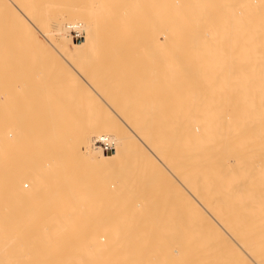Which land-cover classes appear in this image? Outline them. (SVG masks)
<instances>
[{
  "label": "bare ground",
  "instance_id": "obj_1",
  "mask_svg": "<svg viewBox=\"0 0 264 264\" xmlns=\"http://www.w3.org/2000/svg\"><path fill=\"white\" fill-rule=\"evenodd\" d=\"M204 1L201 0L202 3ZM209 1L207 2L209 4L216 2V0ZM230 1L228 0V3L225 1L226 4L223 1L222 5L217 3L215 6H212L213 4L202 6L199 0H197L198 3L195 0H0V7L3 6L0 9L5 10V16L9 13L11 18H15V21L14 19L13 22L11 21V25L13 24L12 27L14 26L13 28L18 30L16 32L22 34V45L25 47L29 45L31 49L39 50L38 54L40 51L43 52L41 55L39 54L40 56L37 53H35L36 56L32 54L39 58L36 59L37 61L33 59L34 65L31 61H29L30 63L22 61L20 64L19 78L35 80L39 84H32L31 87L26 83L23 84L29 88L23 92L19 91L22 92L20 117L18 112L16 113V116L18 114L17 119L19 118L18 121H20V123L16 121L20 124L19 131H15L14 134L9 129V132L11 130L13 133L12 138L4 140L0 145V162L3 157L6 159L5 155L14 148L18 141L21 144H28L26 140L29 137L37 141L36 147L32 148L36 149L37 157L39 155L53 157L50 169L45 167L48 162L44 163L43 157L41 161L46 164L44 166L40 163L41 161L39 163L37 161H20L19 164L17 178L21 185L16 191V195L20 202L28 205L29 219L33 223L26 230L20 229L22 231L20 232L21 236L25 238L37 237L39 242L36 241L35 247L28 251L38 254V257L41 256L36 261H32L33 263L27 262L28 264H65L67 259L64 255L66 249L64 242L75 240L74 236L76 235L72 230V225L78 222L82 217V212L86 209L80 211V207L91 208L97 205L101 206V204L105 206L106 202L109 205L108 203L111 204L113 199L116 201L115 199L119 200L120 197L117 204L123 207L127 199L131 200L130 194L134 195L132 191L136 194V196H132L134 200L140 192H144L145 196L142 197V194H138L141 196H138L139 198L147 197L145 193L147 187L138 174L140 171L137 172L139 164H144V166L146 164L149 167L147 162L154 164L153 168L157 167L160 174L158 172L155 174L161 175L159 178L163 180H160V184L161 182L165 183L175 192V195L173 193L175 198L171 197L175 199L172 203L177 202L181 207L190 210V215H195L197 219L207 220L214 228L216 235L220 237L218 238H224L231 245L230 247L235 252H230L228 243L225 244L224 240L225 243L221 241L224 245H228L225 248H228L229 254L234 253L231 254L234 255L233 257L237 254V257L240 258L241 262L236 261L235 263L264 264V0H238L235 4H231ZM195 2L198 4L197 6H195ZM194 3L195 5H193ZM204 8L206 12H204ZM1 10L0 13H2ZM197 29L205 30L203 32H207L206 36L209 35L208 31L210 32V30L213 32L221 30L225 35L226 33L231 34V32L237 33L241 36L240 42H242V35L245 33L246 39L259 36L257 44L260 45V48L257 47L259 48V51L257 49L258 53H254L255 50L252 51L250 46L255 44L252 45L250 42L255 43L257 40L248 41L250 43V45L248 44L249 50L245 48V53L241 51L243 54L236 55V57L234 55V59L232 56H228V59L233 61L231 60V67L229 66L226 70L221 69V67H225L222 62L219 65L221 67L215 63L217 58L221 60L220 57L224 55H220L222 47L219 46L221 47L219 54L216 52L217 49L211 51L213 48L209 47V50L212 48L209 52H216L220 57L218 55L216 57V53L214 54L216 57L214 64L210 63L213 60L205 61L209 58H203V60L206 64L209 62L208 64L215 65L214 67L217 66L222 71L219 72L216 67L218 71L214 70L216 72H212L214 74L212 75L211 71L214 68H210L211 77L204 81L201 80L203 87L198 86L205 91L206 95L202 94V97L193 94L196 91L194 86L198 84L192 85L195 91L191 87L195 79L192 78L193 70L198 67L195 64L196 58H191L189 56L191 52L187 50L178 54L177 44L171 49L166 47L168 42L174 44L178 40L177 33L186 32L191 36ZM3 31L5 32V30ZM199 32L201 31H197V33ZM219 33L214 35L218 36ZM210 34L212 33L210 32ZM201 35L203 34L201 33ZM185 38H188L186 40L190 45L191 38ZM209 38L212 40L214 36ZM230 39L231 37L228 41ZM208 40L206 37L207 42H209ZM218 40L220 39L218 38ZM193 41L194 45L196 40ZM199 41L204 40L200 39ZM244 42L247 43L245 40ZM218 43L220 42L218 41ZM218 43L216 44L218 45ZM226 44L228 43L226 42ZM8 45L9 43H5L0 35V78L10 77L11 67L14 63ZM195 46L197 47V45ZM245 46L247 47V45ZM245 46L239 45V49L243 50ZM226 47L228 48V46ZM189 48L191 49L190 46ZM204 51L208 52L205 49ZM200 53L202 54V51ZM16 54L17 52L15 58ZM179 55L182 57H178ZM25 57L26 55L22 56L27 59ZM46 65L50 67L49 73L56 75L52 78H62L63 81L75 80V84L79 83L80 87H78L81 89L84 99L83 104L86 105L87 110L90 108L94 112H103L105 116H108V118L104 117V120L107 119L114 131L113 142H116L118 146L111 143V147H105L103 150L105 158L101 161L97 159L100 162L96 163L93 161L96 160L95 158L91 160L85 156L84 152L87 147L91 148L90 146L96 143L94 142L95 137L92 135L94 137L92 138L89 135V127L83 123L84 121H78L77 117L76 119L73 117L72 113H75L77 109L75 112L72 111L75 103L73 98L61 94V91H57L58 88L53 85L54 88L49 86L53 81H51V75H49L50 77L46 76L47 67L44 70ZM203 65L205 64L203 63ZM258 65L260 68H257ZM48 80L50 83L47 82ZM7 82L1 83L0 86L5 88ZM21 87H23L22 84ZM4 88L3 90H5ZM8 88L10 89V87ZM79 88L74 89L79 91ZM200 89L197 90V93ZM70 92L72 93V91ZM6 95L9 98L8 94ZM5 96L3 95V97ZM7 98H3V101ZM7 106H10L8 102L6 109ZM1 107L5 111V107L3 105ZM9 110H7V114ZM48 117L50 122H47ZM107 127L105 128L107 129ZM45 132L51 134L49 135L51 139L47 141L51 145L48 148L45 147L46 149L42 148V143H39L43 138L40 135ZM107 134L109 135V133ZM66 135L69 136L70 142L66 141L69 139L65 137ZM56 140L67 142L69 150H67V146L64 147L65 144H60L62 142L57 144ZM24 141L26 143H23ZM107 142L106 145L109 144ZM117 147H120V150L113 152V149ZM72 148H75V151L84 149L81 150L83 158L78 152L77 154L73 153ZM95 148H92L94 153ZM91 153L88 152L90 155ZM73 156L79 157L75 159ZM68 164L71 165L69 170L66 167ZM85 164H88V169L91 172L92 165L100 169L106 167L108 171L110 168V172L103 176L96 174L97 179L89 181V177L93 174L89 172L91 175L87 174L86 170L82 175ZM7 167L5 169L9 170ZM145 168L147 171V167ZM157 169L155 168V170ZM49 170L62 176L68 174L69 181L67 179L66 181H68L69 190L54 191V193L47 191L46 188H49L50 184L47 185L43 177ZM103 170L105 171V169ZM98 171L101 170L98 169ZM260 171L262 174L259 175ZM83 176L86 177L84 182L82 181ZM12 178L13 175H9L7 179L10 182L13 180ZM148 178L146 177L147 182H150L155 176L153 175L150 180ZM23 179L26 181L23 182ZM59 179L58 183H60ZM152 181L153 184L155 181ZM24 185L30 186V188L24 189L26 187ZM148 185L150 186V184ZM94 187L101 190L102 193L99 197V194L95 193ZM108 190H113L111 192L115 190L114 193L120 191L121 194L118 193L117 196L114 195L110 199L114 193H109ZM127 190L131 193L128 196L127 192V196H125L128 198L124 200L123 198L126 197L123 194ZM97 192L100 191L97 190ZM103 192L111 194L108 198L110 201L112 200L111 202L107 200L106 196L102 197L103 201H101L100 197L105 194ZM145 200H149V198H144V202L139 199L137 203H133L131 200V204H135L136 208V204L141 207L143 204L146 206L145 203L148 201L145 202ZM153 202L149 200L148 204L151 203L150 205L153 206L155 205ZM126 204L128 203L126 202ZM167 204L165 203V205ZM165 205L163 204V206ZM114 206H117L116 203ZM42 222L44 227L40 226ZM67 224H71V226L65 228ZM231 255L229 256L232 257ZM8 260L10 259L8 258Z\"/></svg>",
  "mask_w": 264,
  "mask_h": 264
},
{
  "label": "rangeland",
  "instance_id": "obj_2",
  "mask_svg": "<svg viewBox=\"0 0 264 264\" xmlns=\"http://www.w3.org/2000/svg\"><path fill=\"white\" fill-rule=\"evenodd\" d=\"M195 1L197 2V0H195ZM219 1H221V0H219ZM219 1L216 0V2L214 1V2H211L209 4L205 0L203 3L206 2V4L203 5V3L201 2V0H199V2L202 3V6H207V4H208V6H211L212 4H213L212 6H215L217 3H218V5L219 4L222 5L221 3L223 1L224 2L227 1V3H228V0H222L221 2H219ZM237 1L238 0H231L230 3L231 4H235ZM195 3L193 5H195ZM197 3H196L195 6L198 5ZM225 4H226V2H225ZM1 7L3 8V6H1ZM205 8L203 9V10H205L204 12H206V9ZM4 11L5 10L2 9L1 10L2 13H0V15H1L0 16V32H1L0 35H2V38H3V40H4L5 43H9L8 47H9L10 53L12 52L11 53V57H12V60H13L14 63L12 64V67H11L12 70H11V73H10L11 74L10 77L0 78L1 81H2L1 83L8 81L7 82L8 85L6 84L7 87L6 86H5V88L3 87L5 90H3L2 86H0V113H1V111L4 112V115H3V112L1 113L2 115L0 114V120H1L0 121V124H1L0 125V141H1L0 142V145L2 144V142L4 140H6L8 138H12V135H13L12 132H14V134H15V131H17V130L19 131V127L18 126L20 125L19 124L20 121H18L19 118L17 119V117H18L19 112H21L20 110H21V104H22V102H21L22 101V99H21L22 92L25 91L26 88H29V87L33 86L32 84H34V85H35V83L36 84H39V82H37L35 80H32L33 81L32 82L30 79H27L26 80V78H23V77H20L19 78L20 74H18V73H20V69H21L20 68V64L22 63V61L23 62L26 61L28 63H30L29 61H31V63L33 64V61H34L33 59H35V60L36 59H39L38 57H35L38 54L37 52L39 50H37V49L34 50L32 48L35 51L34 52L31 49V47H29V45L28 46L26 45L29 49L32 50V51L31 50L29 51V49L27 47H25V45H22V40H21V38H23L22 37V34H20L19 32H16L18 30L17 29L15 30V28H13L14 26L12 27L13 24L11 25V23L13 22L12 20L14 19V21H15V18L13 17V15H12L13 18H11V16L8 15L9 13L7 14V11H6V14L8 16L7 15L5 16V12ZM197 16H199V15H197ZM4 17H5V19H4ZM14 25H15V27L17 26L16 23ZM1 26H3L2 29H1ZM8 28L12 32H10L8 30ZM3 30H5V32L7 34ZM13 30H14V32H13ZM197 31H201V32L197 33ZM197 31L193 32L196 35L192 33L193 35H191V36H190L189 33H186V32H181L180 33L179 32V33L176 34V37H178V40H176V42L174 44H173V42H168L167 43L168 45L165 44V43H162V44L163 45L164 44L167 45L166 46L167 49H171V48L175 47V44H177L176 45L177 46L176 49H177L178 54H182L184 50H187V51H190L191 52L192 55L191 54L189 55L191 58H193V59L196 58L195 59L196 60L195 61V64L198 65V67H195L194 70H193V72L195 73V71H196V73H198V74L196 75V73H195V75H194V73H193L192 78L193 79L195 78V79L193 81V79L191 78L192 81H193V83L191 84V87L194 89V91H195V88H196L195 93H193L194 95H196V96L197 95H200V97H202L203 95L204 96L206 95L205 94V91H204L203 88H201V89L198 88V86L203 87V84H201V83H203L202 81H204L205 79L211 77V74L214 75L212 73V72H214V70H217L218 69L219 72H221L222 71L221 69L226 70V69L229 68V66L231 67V64L230 63H232V61H233L232 59H234V57H236V55L237 56L238 55L241 56L243 54L241 51H243L245 53V51H244L245 48L249 50L250 43L252 45L255 44L254 46H256V47L250 46L252 48L251 49L252 51L255 50L254 53H258L259 48H260V45L257 44L258 43V40H259V38H258L259 36L258 37H253L252 36V38L247 37L248 39H246L245 38L246 37L245 36L246 33L244 35L241 34L242 35V42H240V39L239 38H241V36H240V34L238 35L237 33L231 32V34L230 33L229 34L226 33V35H225V34H222V31L221 30L220 31L216 30L214 32L210 30V32L212 34H210V32L208 31V34L209 35L206 36L207 32H205L206 34L203 32L205 30H203V29H199L198 30L197 29ZM182 33H184L185 35L182 34ZM201 33L203 34V35H201L202 38L204 37L203 39L200 38L201 37L200 36ZM218 33H219L218 36L217 35H214V34H218ZM5 34H6V36H5ZM18 34H20V35L18 36ZM182 35H184L183 36L184 38L182 37ZM223 35H225V36H223ZM195 36L196 37L198 36V37L196 38ZM211 36L212 37L214 36V38L218 37L220 40H218V38H216V39L212 38V40H211V38H209ZM233 36H234V38H233ZM185 37H190L191 38V40L189 41L190 42V45H189V43L186 40L188 38H185ZM206 37H207V39H209L208 40L209 42L206 41ZM226 37L228 39H229V37H231V39L228 41V39ZM19 38H20V40H19ZM198 38H199V40L201 39V40H204V41H199ZM221 38H225V39H221ZM192 39L193 40H196L194 45H197V47H200L199 49L196 46L194 47V45H193L194 41ZM235 39L236 40H239V41H236ZM183 40H184V42H183ZM244 40L247 41V43L244 42L245 43L244 44L243 43ZM250 40L253 41V42L256 41V40L257 41L255 43H252V42H250ZM177 41H178V43H177ZM218 41L220 43H218ZM186 42H187V44L185 45ZM201 42H205V43H201ZM211 42H213V43H211ZM226 42L228 44H226ZM196 43H198L199 45L196 44ZM216 43H218V45ZM229 43L231 44V48H230V44ZM20 44L22 45V47H21ZM201 44H202V46H200ZM206 44H208V45H206ZM209 44H211V45L209 46ZM212 44H215V45L212 46ZM238 44L239 45H242V46L247 45V47L245 46L243 48V50H240ZM12 45H13V47H12ZM17 45H18V47H17ZM216 45L218 47L221 46L222 47V50H221V47L218 48ZM169 46H171V47H169ZM189 46L191 47V49L189 48ZM223 46H224V48H223ZM226 46H228V48ZM258 46H259V48H257ZM192 47H193V49L196 48L198 51L196 49L193 50ZM209 47H212L213 48V49L211 48L212 50L210 49L211 51H213V50L216 51V49H217L218 51H216V52H218V54H219V49L221 50L220 55L224 54L221 57L215 51L214 52L216 53L215 56L217 57V55H218V57H220L222 61L219 58H217V60L219 59V62L217 60L216 61L214 60L216 58L214 56L215 53L209 52L210 51L208 49ZM163 48H165V47L163 46ZM186 48H188V49H186ZM204 49L206 51H208V52L205 53ZM257 49H258V51H257ZM147 51H150V50H147ZM201 51H202V54L200 53L201 54L200 55L199 52H201ZM239 51H240V53L237 54V52H239ZM16 52H17L16 55L18 57L16 56V58H15L14 56H15V53ZM21 52H23V53L21 54ZM28 52H30L29 53L30 55L27 54ZM41 52L42 51H40V53H39L40 55H41ZM231 52H232L233 55L231 54ZM35 53H37V54L35 55ZM32 54H34L35 56L32 55ZM208 54H210V55H208ZM23 55L24 56L26 55L25 58H27L29 60L22 58ZM229 55L232 56V59L229 58L230 60L228 59V56ZM180 56L182 57V55H179L178 57H180ZM198 56H199V58H198ZM19 57H21V58H19ZM201 58H202V60H201ZM203 58H205V59L209 58L208 60H205L206 62L207 61L210 62V60H213V61L210 62V63H213L215 61V63L218 64V65L216 64L217 66H219L220 63L222 62L223 64H225V65H223V67L224 66L225 67L222 68L221 66H219V67H221V69H220V68H218L216 66L217 67V69H216V67H214L215 65L212 66V64H208L209 62L206 64V62L203 60ZM198 62H199V64H198ZM200 63H202V64H200ZM203 63L206 65L205 68H204L205 65H203ZM34 64H35V62H34ZM227 65H228V67H227ZM46 67H47V65L44 67V70H45ZM207 67H208V69H206ZM212 67L214 69L211 71V74H210V68H212ZM49 68L50 67H47V69L45 70L46 76L51 75V73H49ZM257 68H260V66L257 67ZM197 69L198 70L200 69V70L198 71ZM203 69H205V70H203ZM51 70H52V68H51ZM200 71H202V72H200ZM203 71L205 72V74H202L203 75L202 76L201 73H204ZM199 72H200V75L201 76L199 75ZM47 73H49V74H47ZM52 74H53V71H52ZM53 76H56V75L55 74L51 75V79L52 80L51 79L50 80L53 81V82H55V83L52 82V84H51L49 80L47 82H49L50 85L47 82H44V81H42V83L48 84L51 87L54 86L55 88H58V90L57 89H54V90H57V91L60 90L61 91V94H64V95L66 94L67 96H70L71 98H73V100H74L75 103H74V108H73L74 110H72V111L75 112V109L76 108L78 109V110L76 109V112H75L76 114L75 113H72L73 117L75 119L77 117L76 120H78V121H80V120H81V122L84 121L83 123L85 125H87L89 127V130H90V131H88V132H90V134L89 133L88 134L90 136L93 135L95 137V141L94 142H96V143L94 145H95L96 148L94 147V145L93 146H90L91 148L87 147L86 151L84 152L85 153V156L87 158H91V160H93V158H95L96 160H93V161H95L96 163L99 160L101 161V159L105 158V156H103L104 155V151L103 150L105 149V147L106 148L108 146L111 147V145H112L111 143H113V145L116 144V142L115 143L113 142V138H112V134L114 133V131L111 129L110 124L108 123L107 119L104 120V117L105 118L106 117L108 118V116L107 115L105 116V113H103V112L95 111L96 112L95 113L94 110L92 111L90 108H88V110H87L86 105L83 104L84 103V99L82 98V93H81V89L79 88L80 87L79 86V83H76L75 84L74 83L75 80H65V81H63L62 78L56 79L55 77L52 78ZM198 80L199 81L202 80V81L199 82ZM197 82H199V83H197ZM20 83L22 84L23 87H21V84ZM24 83L28 84L29 87L26 86V85H23ZM72 84H73V86H72ZM193 84L194 85L198 84V85L194 86ZM70 85H71V87H70ZM56 86H58V87H56ZM8 87H10V89ZM74 88H79V91H78V89H74ZM198 89H200L198 91L199 94L197 93V90ZM20 90L22 92H19ZM74 90L75 91L77 90V93L76 94H75V91ZM70 91H72V93ZM6 94H8V97L9 98H7V95ZM3 95L4 96L6 95V96L3 97ZM3 98L4 99L7 98V100H4L3 101ZM7 102H8V104L11 107L10 106H7V109H6ZM1 104L3 105V107H5V111H4V108L1 107L2 106ZM75 104H76V107H75ZM18 106H20V107H18ZM7 110H9L8 112L10 114L9 113L7 114ZM17 112H18V114L16 116V113ZM83 115H85V116H83ZM99 115H101L102 117L99 116ZM19 117H20V114H19ZM79 117H80V119H78ZM82 118H84L85 120L82 119ZM16 121L19 122V123H17ZM47 122H50L49 117L47 119ZM93 123L94 124L97 123L99 125H96L95 124L96 125L95 126ZM107 123H108V125H107ZM15 125H17V126H15ZM91 126H92V128H91ZM93 126H94V129H93ZM100 126H101V128H100ZM102 126H103V128H102ZM104 126L105 127L109 126V127H107L108 130ZM9 129L12 130V132L10 130L11 134L9 132ZM95 129L97 130V132H96ZM6 131L9 132L8 133L9 134L8 137H7L8 134H7ZM107 133H109V135ZM49 135H51L49 132H45L44 134H41L40 135V136H43V138H41L42 140L40 142L39 141L38 142L39 143H42V145H43L42 148L43 147L44 148L45 147L48 148L51 145V143L47 142L48 139H51V138H49ZM106 135H108V137H106ZM90 136H89V138H91ZM93 136H92V138H94ZM65 137H67V139L69 138V136H67V135ZM33 140H34L33 138L31 139L29 137V139L26 140L28 142V144H21L18 141L17 143H15L16 145L14 146V148L10 149V151L8 152V154L5 155L6 156V159L3 157L1 159V162H0L1 163V165H0V203H1L0 204V206H1L0 207V215L2 217L5 216L4 218H2L0 216V259H1L0 264H2L3 262H4L3 264H21V263L22 264H28L27 262H30L31 261L30 263H33L34 261H36L37 258H41L40 255L38 257L37 256L38 254L28 251V249H30L32 247H35V245L37 244L36 241L39 242L38 239H37V237H35V238L34 237H31L32 238L31 239V238H25V237L21 236V232L22 231L20 229L26 230V229L30 228L33 223H32V220L29 219V216H30L29 213L30 212L28 210V205L26 203L20 202L19 201L20 199L16 195V191L19 189V187L21 185V182L18 181L19 179L17 178L20 161H31V162L32 161L33 162L34 161L35 162L37 161L39 163L41 161V158L43 157L44 160L42 159V161H44V163H47V162L48 163H47V165L46 164H43L42 161L40 163H42L43 166L46 165L45 167L48 168V169H50V167H51L50 165L52 163L53 157L52 156H49V155H45V156L39 155L37 157L38 154H35L36 149H32V148L36 147L37 141L34 140V144H33ZM102 140H104V141H102ZM26 141H24L23 143H26ZM66 141L67 142H70V138L68 140H66ZM60 142H62V143H60ZM64 142H65V138H64ZM106 142L109 143V144L106 145L105 144ZM58 143H60L62 145L65 144L64 147H66L68 145V143H67V145H66V143H63V140L57 141V144ZM116 146H118V144H116ZM64 147H63V149H66ZM92 148H95V153H94V151H92ZM67 150H69L68 146H67ZM72 150L74 151L73 153L76 152V154H77V152H78L79 154H81V150L83 151L84 149H81L80 151H78V150L75 151V148H72ZM87 150L90 153L93 152V153H91L92 156L90 154H88ZM118 150H120V147L114 148L113 149V152H116ZM101 151H103V152H101ZM10 154H11V156H10ZM78 157L79 156H73V158H75V159H77ZM81 157L83 158V154H81ZM97 159H99V160H97ZM12 164H13V166H12ZM147 164L149 165V167L146 164H145V166H144V164H139L138 165L139 167H137L138 168V171L137 172L140 171L138 174H140V177H141L142 182L144 181L143 183H144L145 187H147L146 188L147 190L145 191L147 197H144V198H147V199L149 198V200L154 201L155 202V205L152 206V205H150L151 203L148 204L149 203V200H145V202L148 201V202L145 203L146 206H144V204H143V206L141 207L140 205L136 204V206H137V208H136L135 207V204L134 205H132V204L134 202L137 203V201L139 202V199H141L144 202V198L143 199L142 198H139L141 196L138 195V194H142V197H143V196H145V195H143L144 192L143 193L142 192H140V193L136 192V193H138L137 194V197H136V200L139 198L136 201V200H134V198L132 199V196H134V195L136 196L135 192L132 191V193L134 194V195H132V194H130L131 191L128 192V190H127L126 192H124L125 194H123V196H125L126 193L128 192L127 194H128V196L130 194V197L129 198L132 200L133 203L131 204V200L129 201L127 199L128 197H126L127 196L126 195L125 196L126 198H123L122 197L124 200L127 199L125 202L122 201V202H124L123 207L121 205L118 206L119 204H117V203H118V201H120L121 197H120V195H118V197H120V199L117 200L118 198L116 197L117 196L116 194H118V193L121 194L120 191H118V193L117 192L114 193L115 190H114V192H111L113 190H108V191H110L109 193H114V194H112V196H110L111 194L109 195V193H107L108 194V196H107V194L105 192H103L105 194H104V196L102 194V196L100 197V199L102 197L105 198V196H106L107 200L110 201L108 199L109 196H110V199H112L111 197H113L114 195H116L115 197L117 199H115V200L117 202L114 201V199H113V201L111 200L112 202L111 201L110 202H111V204L115 202L117 206H114L115 203L113 204V206H111L110 203H108L110 206L107 205L106 204L107 203L106 202V199H104V202H106L105 203V206H104V204H101V206H98L97 205L96 207H91V208H89V207H82L81 208L80 207V211H83L84 208H86V209L82 212L83 213L82 214V217L78 220V222L75 225H72V227H73L72 230H73L74 234L76 235V236H74L75 237V240L74 241H71V242H69V241H65L64 242L65 248H66L65 251H64V255L66 256V259H67L66 262H65V264H238L239 261L241 262L240 258L237 257V254L235 255L236 258L233 257L234 255H231V254H234V253L229 254V251L228 250H230V252L231 251L232 252L234 251L230 247L231 245H229V243L226 242L224 240V238L223 239L222 238L219 239L220 237L218 235H216L214 228L208 223L207 220H205L204 218L203 219H199V218L197 219V218H195V215H190V213H191V212H189L190 210H187L183 206L181 207L179 205V203H177V202L175 204H174V202L172 203L173 199L175 198L174 197L175 192L173 191V189L169 188V186L166 185L165 183L163 184L161 182V184H160V180H162V178H159V177L161 175H156L155 174L157 172L159 173L157 167H155L157 169V170H155V168H153L155 166L154 164H152L150 162H147ZM5 166L6 167L8 166L7 169L9 168V170H6L5 169L6 168ZM66 167H67V170H69L70 167H71V165L68 164ZM94 167L95 166H93V165H92V168L90 167V169L92 170V172H91L88 169V164H85L83 166L82 175L84 174V171L87 170V174L91 173V174H93L92 176H94L93 178H91L92 176L89 177L90 178L89 181L92 180V179H97V177H98L97 175L103 176V175H106L107 173L110 172V168H109V171L107 170L106 167L103 168L106 171V173H105V171L103 169H100L99 167H95V168ZM145 167H147L148 173L145 170L146 169ZM151 167H152V169H151ZM98 169L101 170V171H98ZM4 170H6L8 172H6ZM111 170H112V168H111ZM114 172H115V170L113 171V173ZM152 172H153V174H151ZM260 172H258L259 175L262 174V172L261 173ZM144 173L146 174L145 176L147 178L148 177H150V178L152 177L153 178V175H154L155 178L153 179V181H155V182H153L152 180H150V178H148V180H150V182L149 181L147 182L146 177L144 175H142ZM258 173H255V174L257 175ZM87 174H86V177L88 176ZM91 174H89V175H91ZM4 175H5V177H4ZM9 175L10 176L13 175V178H12L13 180H11L10 182L7 179V178H9ZM68 176H69L68 174H66V175L64 174L62 176V175H59L56 172L52 173V171H50V170L48 172H46L44 174V177H43L44 180H45L44 182H47V185L50 184L49 185L50 187L47 186L49 188H46V189H48L47 191L54 193V191H61V192H63V191L69 190L68 189L69 187L67 186V183L69 181V177ZM143 176H144V178H143ZM86 177H84L82 179V181L83 180L85 181L86 180ZM156 177H158V178H156ZM58 179H59V181H60L61 184L57 182ZM66 179L68 181H66ZM25 181L26 180L23 179V182H25ZM151 181L153 182V184L151 183ZM157 181H159L158 182L159 184L156 183ZM86 183H87V181H86ZM145 183H147V184H145ZM56 184H58V186H55ZM97 184L99 185V183H97ZM148 184H150L151 187ZM29 185H30V183H29ZM45 185H46V183H45ZM24 186H26V185H24ZM61 186H63V187L61 188ZM54 187H56L58 189H55ZM96 187H94L93 189H94L95 193L99 194L98 195V197H99L101 195L100 193H102V192H101L100 189H95ZM29 188H30V186L24 187V189H29ZM168 188H169V190H168ZM44 189H45V187H44ZM97 190H99L100 192H97ZM168 191H170V192H168ZM171 191H172V193H171ZM165 192H167V193H165ZM122 193H123V191H122ZM173 193H174V195H173ZM171 197H174V198L172 199ZM157 198L160 199L161 202H160V200L159 201L156 200ZM164 199H166L165 202H164ZM101 201H103V200L101 199ZM126 202L129 205L126 204ZM156 202H158V203H156ZM162 203L164 205H165V203L166 204L168 203L169 205L167 204V205H165L167 207H165V206H163ZM147 204L149 205V207H148ZM132 206H134V207H132ZM139 206H140V208H138ZM26 209H27V211H26ZM188 212H189V214H188ZM28 225H30V226H28ZM40 226L44 227L43 222L40 224ZM70 226H71V224H67V227H65V228H68ZM44 232L46 233L47 231L45 230ZM15 233H16V235H13ZM2 234H3V236H2ZM102 237L104 239H101ZM33 239H34V241H33ZM221 241H223L225 244L228 243L229 247L232 250L230 248L229 249L228 248H225L228 245H224V243L221 242ZM34 243H35V245H34ZM223 245H224V247H223ZM18 246H19V248H18ZM23 246H25V247H23ZM24 248H25V250L27 249L26 251L28 253L25 250H23ZM21 251H23L24 254ZM17 254H19V255H17ZM41 255H43V254H41ZM229 255H231L232 257H230ZM8 258L10 260H8ZM233 258H235L234 261H233ZM236 261H238V262L235 263Z\"/></svg>",
  "mask_w": 264,
  "mask_h": 264
}]
</instances>
